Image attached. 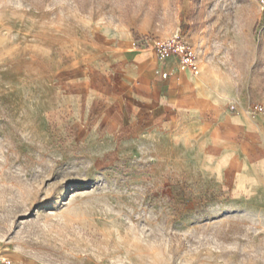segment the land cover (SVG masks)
Segmentation results:
<instances>
[{
    "label": "rangeland",
    "instance_id": "374dc122",
    "mask_svg": "<svg viewBox=\"0 0 264 264\" xmlns=\"http://www.w3.org/2000/svg\"><path fill=\"white\" fill-rule=\"evenodd\" d=\"M175 34L213 125L144 111ZM2 259L264 264V0H0Z\"/></svg>",
    "mask_w": 264,
    "mask_h": 264
},
{
    "label": "crops",
    "instance_id": "0c3cea01",
    "mask_svg": "<svg viewBox=\"0 0 264 264\" xmlns=\"http://www.w3.org/2000/svg\"><path fill=\"white\" fill-rule=\"evenodd\" d=\"M150 57L151 56L149 55L147 56V59H143L146 63L145 76L150 81L153 80L159 84L162 83L163 85L161 87L164 90L157 96L156 99L150 97L151 92L143 95L144 102L142 105L145 106L144 111L147 113H153L161 112L162 110H166L168 108H174L177 111V116L179 110L180 120L185 118L187 119L191 116H197L207 118L210 121V125H213L215 116L213 117L212 115H214V111L204 107V105L198 109L194 100L192 101L189 98V95L186 96V94L191 92L187 89L189 84L187 76L183 74L187 71L182 68H177V60L175 58H168L166 61L161 62V65H159ZM174 75H177V77L174 78ZM191 82L193 83V93L197 97L204 98L203 94L196 92L193 77H191Z\"/></svg>",
    "mask_w": 264,
    "mask_h": 264
},
{
    "label": "built area",
    "instance_id": "2783aa9c",
    "mask_svg": "<svg viewBox=\"0 0 264 264\" xmlns=\"http://www.w3.org/2000/svg\"><path fill=\"white\" fill-rule=\"evenodd\" d=\"M141 44L144 47H149L161 59L175 58L180 65V68H185L191 75L198 73V62L196 60L194 51L187 40L179 34H175L163 40L141 39ZM254 110L262 111V106L254 105ZM230 110H236L234 105L230 106ZM0 264H11L8 259L0 260Z\"/></svg>",
    "mask_w": 264,
    "mask_h": 264
},
{
    "label": "bare ground",
    "instance_id": "6f19581e",
    "mask_svg": "<svg viewBox=\"0 0 264 264\" xmlns=\"http://www.w3.org/2000/svg\"><path fill=\"white\" fill-rule=\"evenodd\" d=\"M183 70L187 71L185 68H182ZM188 72V71H187ZM189 73V72H188ZM190 74V73H189ZM11 261V260H10ZM12 264V263H11Z\"/></svg>",
    "mask_w": 264,
    "mask_h": 264
}]
</instances>
